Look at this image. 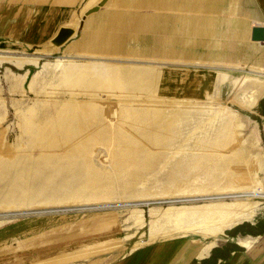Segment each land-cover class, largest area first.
Wrapping results in <instances>:
<instances>
[{"label":"rangeland","instance_id":"obj_1","mask_svg":"<svg viewBox=\"0 0 264 264\" xmlns=\"http://www.w3.org/2000/svg\"><path fill=\"white\" fill-rule=\"evenodd\" d=\"M91 2L63 22L70 41ZM57 29L0 51L14 73L18 57L32 64L24 105L0 78V259H121L178 238L231 240L226 231L262 216L264 197L254 195H264L263 172L245 168L246 139L226 92L191 89L198 77L161 61L95 58L94 81L63 76L56 68L72 60L61 63L63 47L50 43ZM65 112L69 129L58 122Z\"/></svg>","mask_w":264,"mask_h":264},{"label":"crops","instance_id":"obj_2","mask_svg":"<svg viewBox=\"0 0 264 264\" xmlns=\"http://www.w3.org/2000/svg\"><path fill=\"white\" fill-rule=\"evenodd\" d=\"M91 1L85 12L101 0ZM82 2L0 0V10L4 8V13L0 11V51L10 46L28 48L34 40L44 42L50 34L47 27L56 23L52 39ZM100 7L84 15L79 37L61 46L60 62L72 60V64L62 65L56 72L63 76L86 73L94 81L95 58L161 61L181 68L184 76L198 77L199 86L191 89L215 90L220 95L226 92V103L234 108L246 139L239 153L252 162L245 168L262 170L264 186V42L251 39L253 28L264 29V0H106ZM26 59L24 55L11 63L18 73L2 67L6 61L0 62V78L7 90L17 95V105L25 104L31 77L32 64ZM11 80L15 85L9 86ZM227 241V237L214 242L178 238L170 244L136 250L131 257L96 259L87 264H200ZM231 241L241 250L215 264H264V231L238 235ZM15 262L0 259V264ZM37 262L41 261L33 260Z\"/></svg>","mask_w":264,"mask_h":264},{"label":"trees","instance_id":"obj_3","mask_svg":"<svg viewBox=\"0 0 264 264\" xmlns=\"http://www.w3.org/2000/svg\"><path fill=\"white\" fill-rule=\"evenodd\" d=\"M245 228V230H243ZM264 231V216H261L257 219L254 225L244 224L243 227L238 226L233 230H228L225 234L230 237V239L239 235H256L258 233H262ZM241 248L235 245L231 240H228L221 247L214 248L210 256L200 262V264H215L218 259H228L232 252L240 251Z\"/></svg>","mask_w":264,"mask_h":264},{"label":"water","instance_id":"obj_4","mask_svg":"<svg viewBox=\"0 0 264 264\" xmlns=\"http://www.w3.org/2000/svg\"><path fill=\"white\" fill-rule=\"evenodd\" d=\"M106 0H101L98 6H95L87 10L84 15L87 16L99 9L100 6L104 5ZM74 35V30L68 27L60 28L57 34L51 39L50 43L55 47H61ZM252 41L264 42V29L261 27H255L252 30Z\"/></svg>","mask_w":264,"mask_h":264},{"label":"bare ground","instance_id":"obj_5","mask_svg":"<svg viewBox=\"0 0 264 264\" xmlns=\"http://www.w3.org/2000/svg\"><path fill=\"white\" fill-rule=\"evenodd\" d=\"M101 8V7H100ZM83 111V110H82ZM85 111V110H84ZM87 113V112H86ZM70 115H68L66 112L65 113H62V114H60V116H58L59 117V119H58V122L60 123V125L62 124L61 122H60V120H62L63 122H64V126H65V128L67 129H69V128H71V127H73V122H71L70 121V117H69ZM56 117V116H55ZM137 117V116H136ZM57 118V117H56ZM67 119H69L68 121H67ZM52 121V120H51ZM81 121H83V120H81ZM87 121H88V119H87ZM134 121V120H133ZM55 122V121H54ZM57 122V124L59 125V123ZM84 122V121H83ZM58 125H53V124H51V126H53V128H52V130H50V131H52V132H54V131H56L57 130V126ZM84 125V124H83ZM50 126V127H51ZM62 126V125H61ZM86 126H88L87 124H86ZM60 127V126H59ZM58 127V128H59ZM75 127V126H74ZM60 129V128H59ZM85 129V128H84ZM74 130V129H73ZM76 130V129H75ZM51 132V133H52ZM76 132V131H75ZM57 133V132H56ZM62 133V132H61ZM74 133V132H73ZM73 133H71V134H73ZM39 134V133H38ZM77 134V133H76ZM39 136V135H38ZM74 137V136H73ZM117 137V136H116ZM61 138H62V135H61ZM48 139H49V137H48ZM64 139V138H63ZM78 139V138H77ZM39 141V140H38ZM40 141H41V139H40ZM54 141V140H53ZM52 141V142H53ZM78 141V140H77ZM138 144V143H137ZM85 145V144H84ZM83 145V146H84ZM125 146V145H124ZM21 185V184H20ZM254 196H258V197H264V195H262V194H255Z\"/></svg>","mask_w":264,"mask_h":264}]
</instances>
